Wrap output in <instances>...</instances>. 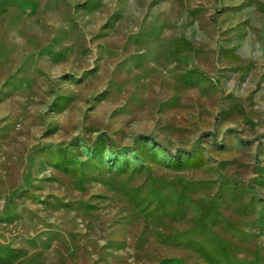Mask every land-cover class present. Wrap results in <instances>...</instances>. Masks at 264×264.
Returning <instances> with one entry per match:
<instances>
[{"label":"rangeland","instance_id":"obj_1","mask_svg":"<svg viewBox=\"0 0 264 264\" xmlns=\"http://www.w3.org/2000/svg\"><path fill=\"white\" fill-rule=\"evenodd\" d=\"M263 131L264 0H0V264H264Z\"/></svg>","mask_w":264,"mask_h":264},{"label":"trees","instance_id":"obj_2","mask_svg":"<svg viewBox=\"0 0 264 264\" xmlns=\"http://www.w3.org/2000/svg\"><path fill=\"white\" fill-rule=\"evenodd\" d=\"M228 130H229V131H232L233 133L236 132V130H235V129H232V128H230V129H228ZM205 134H210V135H212V132H211V131H202V132H200V133H199V136H198V141H197V143L199 142V139L202 138ZM263 134H264V131H263L262 133L256 135V136L252 137V138H248V139H245V140H247V141L259 140V139L263 136ZM140 136H141V135H140ZM141 137H145V138H147V139H150L152 142L158 144V142H157V141L153 138V136L150 135V134H148V135H142ZM197 143H196L195 146H197ZM159 145H160V144H159ZM160 147L163 148V150H165L167 153L172 154V155H177V154H180V153H182V152H189V151L192 150V149H189V150H188V149H184V148H176L175 150L171 151L170 149H168V148L165 147L164 145H160ZM131 149H132V147L129 146V147H123V148L117 149V151H121V150H131Z\"/></svg>","mask_w":264,"mask_h":264}]
</instances>
